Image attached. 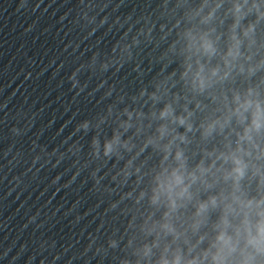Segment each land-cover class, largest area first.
<instances>
[{
  "label": "clouds",
  "instance_id": "1",
  "mask_svg": "<svg viewBox=\"0 0 264 264\" xmlns=\"http://www.w3.org/2000/svg\"><path fill=\"white\" fill-rule=\"evenodd\" d=\"M173 8L177 69L99 117L116 125L102 156L123 161L142 208L121 264H264V0Z\"/></svg>",
  "mask_w": 264,
  "mask_h": 264
},
{
  "label": "water",
  "instance_id": "2",
  "mask_svg": "<svg viewBox=\"0 0 264 264\" xmlns=\"http://www.w3.org/2000/svg\"><path fill=\"white\" fill-rule=\"evenodd\" d=\"M175 3L176 0H140L153 82L177 69L176 57L168 51L179 30Z\"/></svg>",
  "mask_w": 264,
  "mask_h": 264
}]
</instances>
